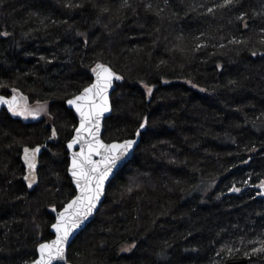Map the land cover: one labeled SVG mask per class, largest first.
<instances>
[{"label": "trees", "instance_id": "obj_1", "mask_svg": "<svg viewBox=\"0 0 264 264\" xmlns=\"http://www.w3.org/2000/svg\"><path fill=\"white\" fill-rule=\"evenodd\" d=\"M223 4L0 0V95L44 104L49 118L0 112V264L34 261L53 238L52 208L76 194L66 145L78 121L67 101L93 83L97 63L122 77L103 139L148 124L66 264L264 258L254 251L264 242V0ZM38 146L28 187L23 149Z\"/></svg>", "mask_w": 264, "mask_h": 264}, {"label": "snow or ice", "instance_id": "obj_2", "mask_svg": "<svg viewBox=\"0 0 264 264\" xmlns=\"http://www.w3.org/2000/svg\"><path fill=\"white\" fill-rule=\"evenodd\" d=\"M238 2L239 0H224V4L218 7L233 5ZM68 6L72 7L71 4ZM208 11L212 12L213 9L209 8ZM239 19H243V16ZM244 26L248 27L246 22ZM232 42L236 43V41ZM200 47H204V45H200ZM252 55L255 56L256 53L253 52ZM92 71L96 75V82L85 87L79 95L67 102L75 107L80 116L79 128L75 129V136L67 145L69 149L80 145L79 152L72 153L71 168L69 169L77 188L80 190V195L68 203L63 212L59 213L57 222L52 225L57 234L56 239L50 243L38 245L39 258L32 261V264H54V262L65 259V245L68 243L69 236L79 226L82 219H86L92 214L104 194L105 181L111 175L117 162L126 156L136 144L135 139L124 140L121 143H104L100 139L101 120L104 113L111 110L108 89L111 87L113 78L120 80L122 77L101 63H97ZM147 91L148 95L151 96V87H148ZM0 105H7L8 110L13 115L22 116L24 119H28L29 116L37 119L40 112L44 110L40 108L33 111L27 107L20 110L15 96L11 99L0 96ZM147 124L148 120L145 117L136 132L137 137L140 136V130L144 129ZM52 131L53 136H55V129ZM23 151L24 161L30 170L29 175L25 176L24 179L29 182L28 187H32V183L35 181L36 157L40 153V147L34 149L25 147ZM97 156L100 157L99 160L94 159ZM260 187L264 188V183ZM233 191L239 192L240 189L233 188ZM52 211H56L55 207L52 208ZM133 247L135 244L130 245L129 249L125 250H130ZM262 250H264V242H262L261 248L254 249L257 252ZM228 252L231 254L232 249H228Z\"/></svg>", "mask_w": 264, "mask_h": 264}, {"label": "water", "instance_id": "obj_3", "mask_svg": "<svg viewBox=\"0 0 264 264\" xmlns=\"http://www.w3.org/2000/svg\"><path fill=\"white\" fill-rule=\"evenodd\" d=\"M109 67V66H108ZM112 71L113 69L111 67H109ZM114 72V71H113ZM115 73V72H114ZM116 75H118L117 73H115ZM93 76H94V81L92 84H94L96 82V75L95 73L93 72ZM119 76V75H118ZM117 79L113 78L112 79V84H111V87L108 89V98H109V104H110V111L109 112H106L104 113V116L101 120V127H100V139L104 141V143H108L106 142L104 139H103V135H104V131H105V128H104V124H105V121L112 115V112H113V106H112V101H111V98H112V95L116 89V83H117ZM90 86V85H89ZM83 91V90H82ZM81 91V92H82ZM80 92V93H81ZM80 93H78L77 95H79ZM0 96H3L5 97L6 99H11L13 96L11 97H7V96H4V95H0ZM16 97V102L17 104L19 105L20 104V98L18 95H14ZM76 96V95H75ZM74 98V97H72ZM70 98V99H72ZM69 99V100H70ZM68 102V101H67ZM67 107L68 109L72 110V112L74 113L77 121H78V125L76 127L79 128V122H80V116H79V113L76 112L75 110V107L72 106V105H69L67 103ZM8 110V107L7 105H0V112L2 110ZM143 129L140 130V133L142 132ZM75 136V131H74V134L72 136V138L69 140V142L73 139V137ZM130 139H135L136 140V144L133 146V148L128 152V154L124 157H122V159L120 161L117 162V165L116 167L113 169L111 175L108 177V179L105 181V185H104V194L103 196H101L100 198V201L99 203L97 204L96 208L93 210L92 214L89 215L86 219H82L81 223L79 224V226L77 228H75L72 232V234L69 236L68 238V243L65 245V259L63 261H59V262H54V264H66L67 263V260H68V256H69V249L72 245V243L75 241V239L78 237V235L94 220V218L96 217V214L98 212V210L101 208L102 204L104 203L105 199H106V195H107V188L110 184V182L116 177V175L123 169V167L125 165H127L129 163V161L133 158V155L135 153V150L137 149L139 143H140V140H141V137H137L135 136L134 138H130ZM128 140V139H126ZM124 141V140H123ZM123 141H113V142H110V143H121ZM68 142V143H69ZM67 143V145H68ZM66 145V149L69 153V159H70V163H69V168H68V175L72 181V184H73V187L75 188V191H76V194L75 196L69 201L67 202L64 207L59 210V211H55L53 212L54 216H55V222L53 224H55L57 222V216L59 215V213L63 212L65 206L70 203L73 199H75L77 196L80 195V190L79 188H77L76 186V183H75V179L72 177L69 169L71 168V158H72V153L73 152H79L80 150V145H76L73 149H69ZM40 150H41V147H40ZM94 159L96 160H99L100 157H94ZM258 190L259 192L261 193L262 197H264V188H261L260 186L258 187ZM52 224V225H53ZM50 232L53 234V238L50 240V241H47V242H43V243H50L51 241L55 240L56 237H57V234L55 232V229L51 226L50 228ZM39 258V252H38V247H37V257L36 259ZM35 259V260H36ZM32 264V262L30 263ZM224 264H264V258H259V257H256V256H251V257H234V258H229L225 261Z\"/></svg>", "mask_w": 264, "mask_h": 264}, {"label": "rangeland", "instance_id": "obj_4", "mask_svg": "<svg viewBox=\"0 0 264 264\" xmlns=\"http://www.w3.org/2000/svg\"><path fill=\"white\" fill-rule=\"evenodd\" d=\"M19 98H20V104H19V109L20 110H23V108H25V107H27L29 110H33V111L37 110V109H40V108H43L44 110L40 112L39 117L37 119L42 118V117L48 118L47 106L46 105H44V104L29 105L27 103V101L22 96H20ZM18 117L24 119L22 116H18ZM24 120L31 121V120H36V119H33L31 116H29L28 119H24ZM129 247H130V245L123 246L121 248L120 252H130L133 248H130V250H125V249H129Z\"/></svg>", "mask_w": 264, "mask_h": 264}]
</instances>
